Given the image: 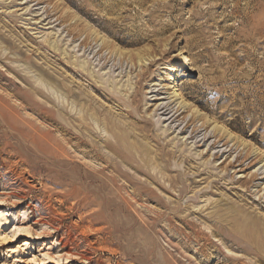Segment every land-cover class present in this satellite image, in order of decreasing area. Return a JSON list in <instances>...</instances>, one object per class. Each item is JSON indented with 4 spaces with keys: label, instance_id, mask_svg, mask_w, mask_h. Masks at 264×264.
I'll list each match as a JSON object with an SVG mask.
<instances>
[{
    "label": "rangeland",
    "instance_id": "1",
    "mask_svg": "<svg viewBox=\"0 0 264 264\" xmlns=\"http://www.w3.org/2000/svg\"><path fill=\"white\" fill-rule=\"evenodd\" d=\"M262 230L264 0H0V264H264Z\"/></svg>",
    "mask_w": 264,
    "mask_h": 264
},
{
    "label": "bare ground",
    "instance_id": "2",
    "mask_svg": "<svg viewBox=\"0 0 264 264\" xmlns=\"http://www.w3.org/2000/svg\"><path fill=\"white\" fill-rule=\"evenodd\" d=\"M140 61H143V58H140ZM82 69H83V67H81ZM191 70V69H190ZM46 72V71H45ZM46 76V75H45ZM44 77V76H43ZM46 78V77H45ZM44 81V78H42V77H40L39 79H38V81ZM54 81V80H53ZM174 81H175V79H174ZM39 83V82H38ZM48 83V82H47ZM51 85V84H50ZM65 88H66V91L68 92V94L73 98V97H75V92L73 93V90L71 89V87H70V89H69V87H68V85L66 86L65 85ZM106 90H108L109 91V89L107 88H105V90L104 89H102V90H100V92H102L103 94H107V95H109L108 93H106L107 91ZM76 96L78 97V95L76 94ZM170 97L172 98V99H174L175 100V102L177 101V104H176V106H178L179 105V107L176 109V106H173L174 105V103H172L171 102V100H170V98H169V100H170V103H167V104H161L159 107H158V111H160L161 112V114H162V116H166V117H168L169 119H165V120H168V121H170V120H173V122L172 123H175V122H180V121H182V120H180L181 118V116H182V114L185 112V110L187 109V106H186V104L184 103V101L182 100V98H181V95H178L177 93H172V94H170ZM136 98V97H135ZM162 99H166V98H162ZM173 101V100H172ZM180 101V102H179ZM79 104L81 105V107L82 108H86V104L84 103V100H82V99H80V101H79ZM134 104H139V101H138V99L136 98L135 100H134ZM184 110V111H183ZM91 111V110H90ZM99 113H101L99 110H96V109H94V110H92V112H91V117H94L95 118V120L96 119H99ZM159 113V112H158ZM104 115V122L109 126V124L110 125H113V127L112 128H120L117 124H116V122H114V121H111L108 117H106L105 116V114H103ZM184 119V118H183ZM87 120H88V117H86V116H83L82 118H80V120H79V122H80V124H82V125H87ZM102 121V120H101ZM125 125V124H124ZM189 125V123L184 127V129L187 127ZM206 125V123H204V125H203V127ZM108 129V128H107ZM109 129H111V128H109ZM184 129H183V131H184ZM120 131H122V130H120ZM109 133V132H108ZM195 133V132H194ZM70 134H71V132H70ZM120 137V136H119ZM115 138V137H114ZM117 138V137H116ZM115 138V139H116ZM207 137H205V139H206ZM210 138V137H209ZM118 139V138H117ZM124 139V138H123ZM122 140V139H121ZM209 139H207L206 141H205V143L208 141ZM119 143V142H118ZM135 144V143H134ZM81 145H83V144H81ZM84 145H86V144H84ZM106 145H108V148H110L111 146H110V144H106ZM213 146H217V144L214 142V144H213ZM67 147V146H66ZM122 148V147H121ZM126 148V147H125ZM124 148V149H125ZM131 148V147H130ZM133 148H136L138 151H139V149H140V147H137V146H133ZM63 149H65V148H63ZM123 149V148H122ZM66 150V149H65ZM64 150V151H65ZM67 150H68V148H67ZM99 150V149H98ZM108 150V149H107ZM92 151V150H91ZM96 151V150H95ZM94 151V152H95ZM113 151L114 152H116V154H118V155H122V152L124 153V151L122 150V152H121V150H117L115 147H113ZM126 151V150H125ZM136 151V150H135ZM145 152H147V151H145ZM101 153V152H100ZM90 154V153H89ZM128 154H129V152H128ZM73 155V154H72ZM76 155V154H75ZM79 155V154H78ZM93 156H95L96 157V155H93ZM125 157V156H124ZM131 157V156H130ZM79 158H81V157H79ZM102 159H103V157H102ZM133 159V158H132ZM84 160V159H83ZM127 160V159H126ZM105 161H107V160H105ZM104 161V162H105ZM128 161H129V159H128ZM133 161H134V159H133ZM83 162V161H82ZM127 162V161H126ZM108 163V162H107ZM107 165V164H106ZM91 168H93V167H91ZM95 169V168H94ZM96 170V169H95ZM117 170V169H116ZM65 171V170H64ZM81 171V170H80ZM65 173V172H64ZM66 174V173H65ZM68 174V173H67ZM96 174V173H95ZM66 177V176H65ZM68 177V176H67ZM84 178V177H83ZM117 178V177H116ZM77 181V180H76ZM84 185V184H83ZM14 191V190H13ZM110 191V190H109ZM108 191V192H109ZM12 194L13 195H15L16 196V194H18V192H16V190L14 191V192H12ZM21 194V193H20ZM19 194V195H20ZM16 198H18L19 200H24L25 199V197L23 196V195H21L20 197H17L16 196ZM18 200V201H19ZM125 200V199H124ZM123 200V201H124ZM43 218V217H42ZM254 223V222H253ZM253 225V224H252ZM259 229V228H258ZM263 234H264V230H262L260 233H259V237L260 238H262L263 237ZM69 243V242H68ZM84 253V252H83ZM77 256H79V255H77ZM81 257V256H80ZM86 257H88V256H86ZM81 258H83V257H81ZM85 259V258H84Z\"/></svg>",
    "mask_w": 264,
    "mask_h": 264
}]
</instances>
